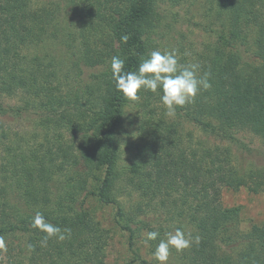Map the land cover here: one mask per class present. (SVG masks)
<instances>
[{
    "label": "trees",
    "instance_id": "16d2710c",
    "mask_svg": "<svg viewBox=\"0 0 264 264\" xmlns=\"http://www.w3.org/2000/svg\"><path fill=\"white\" fill-rule=\"evenodd\" d=\"M41 1L0 0V90L22 93L25 100L23 105L0 102V116H22L34 108L44 132L40 141L30 142L11 137L0 121V238L22 241L18 249L0 246V264H105L108 233L86 208L92 194L118 205L131 248L142 228L159 231L152 245L167 238L171 224L137 226L136 211L126 212L117 202L123 172L119 127L133 103L140 112L128 181L142 203L165 210L167 221L200 236L199 244L182 250L183 264H264V223L240 229V206L222 203L224 187L263 192L264 168H238L231 147L200 139L186 144L181 131L189 122L206 136L236 141L233 131L242 127L264 138V0H212L227 19L230 50L217 51L200 74H210L211 87L201 89L193 103L177 106L172 117L159 92L142 90L136 101L124 97L110 67L112 57L119 56L125 70L134 71L156 50L157 0ZM61 4L76 17L74 75L63 72L62 59L45 53V43L57 36L52 25ZM249 45L253 61L243 50ZM80 65L100 70L86 81ZM65 171L75 173L54 190ZM36 212L70 229V238L53 237L42 245L46 233L33 227Z\"/></svg>",
    "mask_w": 264,
    "mask_h": 264
},
{
    "label": "rangeland",
    "instance_id": "374dc122",
    "mask_svg": "<svg viewBox=\"0 0 264 264\" xmlns=\"http://www.w3.org/2000/svg\"><path fill=\"white\" fill-rule=\"evenodd\" d=\"M43 1L50 0H42L41 3H44ZM56 1L59 0H52V2ZM61 5L62 10L59 17L52 25V28H56L55 34L57 36L52 41L45 43V53L50 52L62 59L63 72L65 71L66 74L70 72L71 75H74L77 71L74 63L78 61V44L75 41L76 24H74L76 17L70 8H66L64 4ZM35 6L38 7L39 5L35 4ZM156 10L157 27L152 34L155 39L156 50L163 52L175 49L181 65L190 63L200 65L198 76L207 69L217 51H224L225 54L229 52L230 49L227 46V38L229 37L228 22L224 18L225 16L218 12L212 0H157ZM251 34L253 37V28ZM243 50H245L246 59L253 61L254 55L251 46H244ZM80 67L83 70L82 76L86 81L89 80L93 72L100 70L99 67L84 65H80ZM70 80L69 87L73 84V76L70 77ZM77 85L78 82L75 86ZM0 102L7 106L23 105L25 100L22 93L10 96L0 90ZM139 112L140 107L136 103L129 105L119 127L122 157L119 160L118 167L123 172L122 179L119 182V191L116 195L117 202L126 212L136 211L135 222H137V226H143L146 222L154 226L153 228L171 224L169 232L174 233L179 222L174 221L175 224H173L171 219L167 221L165 210L146 206L147 200L145 204L142 203L141 193L136 191L128 181L129 176L126 170H129L128 166L131 163L133 154L132 142L138 132L136 130L137 123H134V121H136V115ZM165 112L167 113V109ZM38 114V111L35 113V109L31 108L29 114H23L22 116L1 115L0 121L9 129L11 137L18 136L24 140L28 139L30 142L37 139L38 142L44 136V132L37 126ZM181 131L186 144H189L191 139L193 142L200 139L208 144L231 147L233 160L238 168H264V138L248 128L239 127L233 131L235 138H237L236 141L221 136H206L197 126L189 122L184 123ZM98 172V175L102 176V172ZM74 173L75 171L62 173L60 178L55 181L53 189L57 190L61 187L60 182L65 181L67 177ZM91 190H95V187L92 186ZM222 203L227 207L240 206V229L248 230L253 224L264 223V191L255 193L249 191L247 187H242L239 190L224 187ZM86 208L98 220L100 226L107 230L108 243L105 264H160L153 256L158 243L152 245L151 241L148 244L144 242L146 233L149 232L148 228L135 230L136 237H133L134 245L131 248V232L124 228L123 225L126 219L118 214L117 204L104 203L92 194L87 198ZM140 219L144 221H139ZM130 224L136 228L134 223ZM191 229L193 228L187 227L184 232H189ZM21 243L19 237H12L5 242L3 241L6 246L17 249ZM181 255L182 251L171 248L167 264H183V261L179 258Z\"/></svg>",
    "mask_w": 264,
    "mask_h": 264
},
{
    "label": "clouds",
    "instance_id": "9594fccd",
    "mask_svg": "<svg viewBox=\"0 0 264 264\" xmlns=\"http://www.w3.org/2000/svg\"><path fill=\"white\" fill-rule=\"evenodd\" d=\"M121 39L127 42L128 36L124 35ZM110 67L115 87L124 97L136 101L139 99L138 93L142 90L159 92L161 102L169 116H175L177 106L183 107L193 103L201 89L207 90L211 87L210 74L206 72L203 76H198L200 65L197 63L181 65L175 49L163 52L152 51L134 71H126L125 60L119 56L112 57ZM32 224L33 227L46 233L42 245H46L47 241L53 237L63 241L71 236L70 229H61L48 222L40 212H36ZM159 236V231H149L146 233L144 242L148 244L150 241H156ZM199 242V235L186 234L177 228L174 233H168L166 239L159 240L153 256L160 264H167L171 248L182 251L191 247L193 243L199 244ZM0 245H3L2 238H0ZM31 247L32 245H29V248Z\"/></svg>",
    "mask_w": 264,
    "mask_h": 264
}]
</instances>
